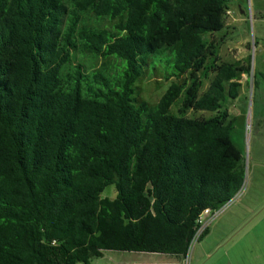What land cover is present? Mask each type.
<instances>
[{"label": "trees", "instance_id": "obj_1", "mask_svg": "<svg viewBox=\"0 0 264 264\" xmlns=\"http://www.w3.org/2000/svg\"><path fill=\"white\" fill-rule=\"evenodd\" d=\"M232 1L0 0V264L185 256L204 211L245 182L226 104L256 74L250 56L221 62L212 38ZM161 56L175 82L137 103Z\"/></svg>", "mask_w": 264, "mask_h": 264}, {"label": "rangeland", "instance_id": "obj_2", "mask_svg": "<svg viewBox=\"0 0 264 264\" xmlns=\"http://www.w3.org/2000/svg\"><path fill=\"white\" fill-rule=\"evenodd\" d=\"M259 1L263 4H257ZM259 1L242 0L240 2L242 10L237 9L234 16L232 15L234 5L229 4L225 30L212 37L219 42L221 62L241 63L250 56L252 74H256V86L252 85V76H242L239 97L226 104L230 116L236 118L231 141L244 159L245 182L239 195L220 210L216 223L213 224L214 219L209 222L208 227L212 225V230H256L259 215L261 218L264 216V212H261L264 205V54H261L260 49L254 48V41L264 46V21L260 20V17L264 20V0ZM242 12L244 15H241ZM233 19H236L235 23ZM90 25L97 26L94 18H91ZM99 26L110 28L111 23L105 21ZM171 58L172 56L159 57L158 62L156 61L159 64L154 67L152 60L148 62L149 66L136 84L137 103L145 102L151 107L155 106L171 83L175 82L174 78L165 79V74L171 71ZM101 65L102 61H98L94 69H99ZM209 82L210 79L204 81L201 94L206 91ZM171 113L177 114V107H173ZM186 116L190 119H206L213 114L189 111ZM115 196V189L111 186L105 189L101 198L114 199ZM196 245L190 253V264ZM91 264H103V256L94 259Z\"/></svg>", "mask_w": 264, "mask_h": 264}, {"label": "crops", "instance_id": "obj_3", "mask_svg": "<svg viewBox=\"0 0 264 264\" xmlns=\"http://www.w3.org/2000/svg\"><path fill=\"white\" fill-rule=\"evenodd\" d=\"M238 2L239 0H233V16L237 9H241ZM257 4L263 3L259 1ZM241 15L244 13L242 12ZM262 18L260 17V20L263 22ZM233 21L235 23L236 19ZM257 49L264 54V46L257 43L255 50ZM262 206L263 213L264 205ZM218 213L220 214L221 211L217 212L213 224L216 223ZM211 226L197 242L191 264H264V216L261 218L259 215V225L256 230H212ZM106 263L182 264V259L171 255L106 251L103 252V264Z\"/></svg>", "mask_w": 264, "mask_h": 264}, {"label": "built area", "instance_id": "obj_4", "mask_svg": "<svg viewBox=\"0 0 264 264\" xmlns=\"http://www.w3.org/2000/svg\"><path fill=\"white\" fill-rule=\"evenodd\" d=\"M216 214L217 213L211 214L209 211H204V213L200 216V218L198 220V224L200 225V228L197 230L195 236L191 240L190 245L188 247V250H187L185 256L182 257V264H190L189 259H190V253H192L191 250H192L193 246L195 244H197V242L199 241L200 237L203 235V232L205 231V229L208 228L209 222L212 221V219H214ZM206 218H208V219L205 222L204 220ZM204 223L206 224L205 226H204Z\"/></svg>", "mask_w": 264, "mask_h": 264}]
</instances>
